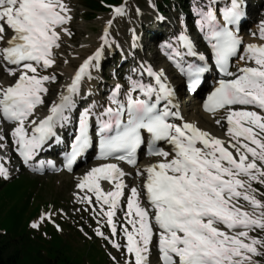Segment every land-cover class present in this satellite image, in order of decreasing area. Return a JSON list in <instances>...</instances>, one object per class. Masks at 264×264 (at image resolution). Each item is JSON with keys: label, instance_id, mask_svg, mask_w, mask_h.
<instances>
[{"label": "snow or ice", "instance_id": "snow-or-ice-1", "mask_svg": "<svg viewBox=\"0 0 264 264\" xmlns=\"http://www.w3.org/2000/svg\"><path fill=\"white\" fill-rule=\"evenodd\" d=\"M113 9L114 17L120 16L127 6ZM195 14V24L210 46L209 55L197 50L187 26L174 43L161 47L168 49L167 59L186 78L192 92L197 91L213 67L210 61H214L222 78L204 100L203 108L213 114L226 112L227 146L225 140L185 120L173 103L176 89L165 70L147 64L141 65L140 75L146 73L154 82L130 79L124 99H120L122 86L117 84L102 112L95 111V104L84 108L71 151L64 154V167L71 170L98 134L100 159L125 162L135 167L137 176H146L144 190L149 206L142 203L138 187L132 186L121 227L126 244L113 241L116 248L126 249L127 264H148L154 237L162 264H253L250 254L258 253L257 245L264 246V240L249 235L255 228L264 230V202L256 198L258 190L251 183L264 185V44H244L239 35L245 15L242 0H208L205 7L195 9ZM71 19L65 0H0V42L6 45L0 46V58L6 65L15 66L7 68L10 75L19 71L14 84L0 86V115L15 124L11 135L26 164L52 138L60 140L57 128L71 122L81 85L85 78H92V69L98 67L94 62L103 54L102 45L80 65L71 83L51 103L48 115L32 118L37 106L44 104L47 82L56 78L42 72L56 64L55 50L61 46L62 32L71 35L65 27ZM112 22L108 21L101 37L104 45L110 44L108 28ZM258 29L252 35L264 40V21L259 22ZM9 30L13 35L5 40ZM189 57L198 58V62ZM236 57L245 65L233 72ZM237 105L260 111L234 107ZM160 142L170 144L171 153L158 147ZM143 145H147L149 156L162 159L137 166V153ZM2 160L0 157V176L7 178L9 170ZM46 165L55 167L53 161L44 160L32 166L43 170ZM126 175L119 163H102L91 168L77 185L94 193L102 210L107 206L105 215L113 235L118 229L114 218L123 207L121 201L128 188ZM102 180L114 187L105 191ZM78 198L92 203L90 195ZM241 198L257 211H246L239 205ZM51 215L45 212L40 220L51 219ZM32 227L38 228L39 223L33 222ZM97 234L104 235L100 229Z\"/></svg>", "mask_w": 264, "mask_h": 264}, {"label": "rangeland", "instance_id": "rangeland-1", "mask_svg": "<svg viewBox=\"0 0 264 264\" xmlns=\"http://www.w3.org/2000/svg\"><path fill=\"white\" fill-rule=\"evenodd\" d=\"M70 9L71 21L65 26L69 29L71 35L61 33V46L58 48L56 64L50 70L49 75H55V80L49 82L48 97H52L54 91L60 88L69 73L64 74L61 67L68 66L72 69L82 58L97 50L102 45L105 47L102 37L104 24L110 20L111 11L99 12L90 16L86 14L87 8L82 0H65ZM156 1L158 0H127V13L114 20L109 40L113 50L117 45H121V51L128 54L130 42L144 33L145 44L150 47L146 57H150L155 62L162 64L157 55V44H153V38L164 36L165 31L169 30L170 21L176 24L177 12L184 11L189 6L190 0H170L166 9V17L157 13ZM188 5V6H187ZM251 10L259 11V0H251ZM252 14H250L252 16ZM253 28L252 25L248 29ZM63 39L66 41L64 42ZM67 42V45H65ZM107 49V47H105ZM109 49V48H108ZM104 50V48H103ZM121 54V52L119 51ZM116 55L111 51L104 54L107 63L111 66H117L120 69V63L115 61ZM122 57V55H120ZM155 57V60L152 58ZM117 64V65H116ZM102 66V64H101ZM102 72L98 79L95 75L88 81L86 86L97 87L90 89L86 94L100 95L103 91V84L110 82L109 69L96 67ZM108 77V79H106ZM108 85V84H106ZM83 94V93H82ZM84 95H81L83 97ZM54 97V95H53ZM86 97V96H85ZM90 96L86 100H89ZM48 105H45V107ZM216 125V124H215ZM7 131L0 126V136L7 138ZM12 143V136L9 137ZM2 145V144H0ZM8 146L0 147V157L2 162L8 168L11 175L8 181L0 176V233L5 242L11 243L10 249L17 248L22 253L18 264H45L47 261H55L56 264H127L129 255L127 252L108 247L103 240H99L100 247L104 253L108 251L107 259L101 256V262L93 259V252L90 255L84 254L86 246L83 242L91 241L86 234L87 228L84 222L90 227L91 235H96L97 229L103 231L102 238H106V231L103 230V222L93 218L94 212L85 204L77 201V186L75 176L81 172L78 170L73 174H44L42 176L32 174L28 170H21L16 161L11 158V150ZM254 186L261 187L264 192V185L259 181H252ZM256 198L264 202V194L257 191ZM242 206L246 211H257L248 201ZM51 213V219L40 217L45 213ZM84 218L87 221H84ZM90 218V220L88 219ZM33 222L39 223L38 228L32 227ZM57 225L59 227L57 228ZM70 226L75 227L73 231ZM71 229V230H69ZM263 233V234H262ZM79 234V235H78ZM250 236L259 240H264V230L255 228L250 231ZM78 236V238H77ZM98 236V234L96 235ZM62 252L58 251L61 244ZM258 253L250 254L253 264H264V246L257 245ZM31 252L32 254L28 253ZM40 252V254H38ZM102 254V252H101ZM156 259L149 254V263L155 264ZM110 262V263H109Z\"/></svg>", "mask_w": 264, "mask_h": 264}, {"label": "bare ground", "instance_id": "bare-ground-1", "mask_svg": "<svg viewBox=\"0 0 264 264\" xmlns=\"http://www.w3.org/2000/svg\"><path fill=\"white\" fill-rule=\"evenodd\" d=\"M192 1L193 2L191 3V5L193 6V8L197 9V8L205 7L204 0H192ZM262 19H264V17ZM249 22L251 23V21H249ZM253 24H254V29H252V31L251 30L250 31L245 30L244 33L242 34L243 38L256 39L257 36H253L252 33H258V26L256 28L255 22ZM169 41H171V40H169ZM65 45H67V42H66ZM160 54H161V52H160ZM160 54H159V57H160ZM159 57H156V58H159ZM60 69H62L63 72H65L64 74H66V73L70 72L71 68L68 67V66H65V67L63 66ZM2 80L5 83H7V82H9L11 80V78L10 77H2ZM59 89H61V87L54 91V97L53 98L47 99V100L48 101L51 100V102L56 101L57 100V95L60 94ZM200 105H201V100L196 95L194 97H190V96L189 97H183V100H182V111H183V113H184V115L186 117V120H188L190 122H195L200 128L210 132L211 134L222 133V135L219 136V138L225 140L226 141V146H227V141L230 139L228 134H226V131L228 129V125L224 124L223 126H221V125L220 126H216L214 124V120L212 119V116L204 113L201 110V106ZM97 106H99V104H97ZM48 109H49V106H46V107L45 106H37L35 114L40 115V116H44L45 114L48 113ZM247 109L248 110L258 111V110L254 109V108H249V107ZM221 116H223V115L219 114V117H221ZM224 116H226V112L224 113ZM219 117H217L216 119H218ZM221 127H223L222 132H219V128H221ZM138 166L141 167V165H138ZM126 180L132 182V184L130 185V188L132 186H137L138 185L139 179H138V177H136L135 168H134V170H131V169L129 170ZM140 197H141V195H140Z\"/></svg>", "mask_w": 264, "mask_h": 264}, {"label": "trees", "instance_id": "trees-1", "mask_svg": "<svg viewBox=\"0 0 264 264\" xmlns=\"http://www.w3.org/2000/svg\"><path fill=\"white\" fill-rule=\"evenodd\" d=\"M121 0H85V6L90 10L88 14L93 13L94 11H101L105 10V4H114L118 3ZM165 3H167L165 1ZM3 235L0 233V264H18L19 260L21 259L22 253L19 249L13 248L10 249L11 243L3 241L1 238ZM62 245H64L63 239L61 240V244L58 246V251L62 252ZM86 246V249H84V254L90 255L91 252H93L94 256L93 259H95L97 262H101V256L105 254L102 253V250L100 247L97 246L96 241H91L86 245V243L83 244ZM32 254L31 252H28ZM40 254V252L38 253ZM45 264H56L55 261H47Z\"/></svg>", "mask_w": 264, "mask_h": 264}]
</instances>
